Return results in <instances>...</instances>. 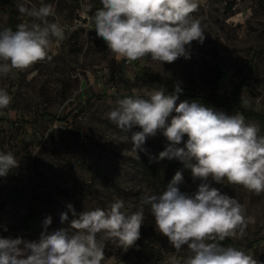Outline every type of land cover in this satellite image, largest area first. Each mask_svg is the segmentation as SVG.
<instances>
[{
    "label": "rangeland",
    "instance_id": "1",
    "mask_svg": "<svg viewBox=\"0 0 264 264\" xmlns=\"http://www.w3.org/2000/svg\"><path fill=\"white\" fill-rule=\"evenodd\" d=\"M40 2L32 0V5L39 7ZM45 2L55 10L49 19H58L65 28V38L52 44L53 59L0 75V87L12 97L8 109L0 111V150L13 152L20 162L0 177V234L40 238L48 215L52 217L48 232L65 226L58 217L68 203L82 212L123 200L131 213L145 194L166 187L172 177L165 172V159L150 157H158L168 141L160 133L150 136L144 145L147 153L137 155L131 133L107 118L119 99L147 98L159 86L171 93L180 83V101L199 100L230 114L264 117V0H199L193 15L201 20L203 44L192 42L191 59L181 57L164 65L150 58L126 65L108 52L89 23L102 7L100 0ZM8 7L16 25L32 22L19 13L17 0H10ZM8 7L0 6V27L11 18ZM245 119L258 124L264 134V121ZM175 161L183 166L181 190L195 192L201 181L193 180L191 170ZM212 183L243 203L255 221L243 238L230 239L241 246L264 237V193L255 195L226 180L222 185ZM33 199L37 210L29 222ZM144 207L136 245L125 250L104 239V264H162L188 255L186 246L174 249L156 230L148 206ZM248 253L264 264V245Z\"/></svg>",
    "mask_w": 264,
    "mask_h": 264
},
{
    "label": "clouds",
    "instance_id": "2",
    "mask_svg": "<svg viewBox=\"0 0 264 264\" xmlns=\"http://www.w3.org/2000/svg\"><path fill=\"white\" fill-rule=\"evenodd\" d=\"M90 24L117 61L127 63L149 57L164 65L183 57L191 59L192 42L203 44L201 20L194 16L199 0H100ZM19 13L32 22L15 29L0 27V75L11 69L25 70L51 61L53 42L65 38V28L51 3L17 0ZM180 83L169 93L163 86L141 96H127L107 113V118L129 134L132 150L145 152L148 137L162 134L168 141L155 160L176 159L201 181L195 192L182 191L183 169L177 170L166 187L145 194L137 210L129 213L123 200L107 208L77 212L72 203L59 214L60 227L48 232L51 215L43 220L38 240L0 234V264H104V239L128 250L141 237L145 207L156 230L170 245L188 255L171 257L162 264H260L242 248L226 246L228 238H243L254 218L246 207L213 181L241 185L255 195L264 193V134L256 123L247 122L242 112L228 113L199 100L180 101ZM12 97L0 87V111L8 109ZM178 101H180L178 103ZM139 126L140 131H133ZM187 137V139H185ZM183 142V146L181 145ZM11 151L0 150V177L19 166ZM71 213L72 219H69ZM4 231H8L5 226Z\"/></svg>",
    "mask_w": 264,
    "mask_h": 264
},
{
    "label": "trees",
    "instance_id": "3",
    "mask_svg": "<svg viewBox=\"0 0 264 264\" xmlns=\"http://www.w3.org/2000/svg\"><path fill=\"white\" fill-rule=\"evenodd\" d=\"M10 4V0H0V6L2 7H8V5ZM9 11H10V20L9 22L5 25V27H11L13 29H15L16 24L14 22V13L12 12V10L8 7ZM220 78V76H219ZM245 117H258L259 119H261L262 121H264V117L263 116H259V115H254V114H246ZM150 167L152 164H148ZM164 167H165V172L166 174H168L170 177H173L174 174L176 173L177 170L183 169V166L181 163L176 162L175 159L172 160H168L165 159L164 161ZM30 209V215L28 216V220L27 221H31L33 220V214L36 212V199H33L31 206L29 207ZM222 244L226 245V246H234V247H238V248H242L243 250H245L246 252L249 251H255L257 249V247L264 245V237L259 238L257 240H254L252 242H250L248 245H241V246H237L230 238L226 239L225 241L221 242Z\"/></svg>",
    "mask_w": 264,
    "mask_h": 264
},
{
    "label": "built area",
    "instance_id": "4",
    "mask_svg": "<svg viewBox=\"0 0 264 264\" xmlns=\"http://www.w3.org/2000/svg\"><path fill=\"white\" fill-rule=\"evenodd\" d=\"M146 58H149V57H144V58H142V59H146ZM141 59V60H142ZM124 64H126V65H131V64H133L134 62H136V61H133V62H131V63H127V62H125L124 60H121ZM138 61V60H137ZM11 236H13V237H16V236H21V237H23V238H25V239H28V240H38L39 238H31V237H25V236H23V235H21V234H10ZM5 236H9V235H5Z\"/></svg>",
    "mask_w": 264,
    "mask_h": 264
}]
</instances>
